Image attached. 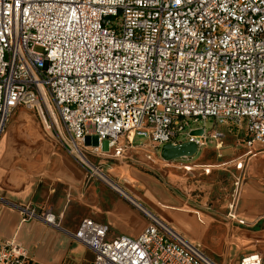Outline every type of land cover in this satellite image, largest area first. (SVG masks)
Segmentation results:
<instances>
[{
    "label": "built area",
    "instance_id": "obj_1",
    "mask_svg": "<svg viewBox=\"0 0 264 264\" xmlns=\"http://www.w3.org/2000/svg\"><path fill=\"white\" fill-rule=\"evenodd\" d=\"M18 109L44 118L85 185L104 184L147 219L139 237L113 241L108 226L84 220L74 237L93 264H216L89 156L102 154L103 142L121 164L144 145L159 155L168 144L201 149L223 138L219 127L264 152V0H0V139ZM198 130L203 136H191ZM20 212L59 227L50 209ZM30 263L22 247L0 243V264Z\"/></svg>",
    "mask_w": 264,
    "mask_h": 264
},
{
    "label": "crops",
    "instance_id": "obj_2",
    "mask_svg": "<svg viewBox=\"0 0 264 264\" xmlns=\"http://www.w3.org/2000/svg\"><path fill=\"white\" fill-rule=\"evenodd\" d=\"M217 131L223 138L209 140L206 147L198 149L197 153L200 150L203 153L197 161L185 158L165 162L148 145L136 148V152H131L129 162L123 164L108 158V151H103L102 146V154L89 156V159L96 165L101 164L103 171L118 185L125 173L131 172L129 177L133 178L128 179L136 184L140 181L133 179L139 178L145 185H135L132 191L126 192L173 229L181 234L185 231L191 242L202 238L214 217L218 216L206 208V194L203 197L199 194L197 184L189 183L188 175L194 169L208 168L206 175L216 169L214 171L227 175L236 174L237 177L233 175L235 180L241 177L238 224H247V227L232 231L233 246L240 251L245 248L241 239L243 233L252 243L264 241V228H252L264 219V168L256 169L258 162H264V152H260L258 145L247 149L228 128L219 127ZM17 141L18 136L14 134H7L0 140V243L14 242L22 247L32 264H93L94 253L74 237L84 220L91 219L108 226V241L121 236L137 238L145 230L148 222L139 211L98 181L85 185L83 170L53 141H32L23 149L14 146ZM136 143L141 141L136 140ZM144 149L153 155L149 156ZM155 169L165 171L168 182L172 183V191L139 171ZM256 175L262 177L251 180ZM177 188L180 194L174 190ZM21 208L50 209L57 217L59 227L37 219L23 221ZM262 257L264 261V251Z\"/></svg>",
    "mask_w": 264,
    "mask_h": 264
},
{
    "label": "rangeland",
    "instance_id": "obj_3",
    "mask_svg": "<svg viewBox=\"0 0 264 264\" xmlns=\"http://www.w3.org/2000/svg\"><path fill=\"white\" fill-rule=\"evenodd\" d=\"M36 52L42 53V50L40 48L35 49ZM44 115L46 117L45 111ZM44 118H39L37 114L31 113L24 109H18L16 110L6 128L5 134H14L18 136V141L14 143V146L21 147L22 149L25 148L30 142L32 141H53L51 138V134L49 132L45 131V128L43 127ZM191 127H203L202 123H192ZM213 122L208 121L206 123V130L207 134H210L213 131ZM188 131V129L186 130ZM2 137V138H3ZM1 138V139H2ZM0 139V140H1ZM137 140H140L138 138ZM102 150L108 151V145L107 142L102 143ZM145 152L149 151L147 149H144ZM203 153V150H200L193 158L195 161H197ZM153 155L152 153L148 154ZM209 156L211 157L212 154L209 153ZM257 170H261L264 168V162H258L257 163ZM208 170V168L205 169H194L192 173H190L189 176V183L193 182L197 184L198 192L202 197L206 194V208H210L212 212H215V215L218 217H214L215 220L209 224V229H207V232H204V235L199 240H193L194 244L198 245L207 255H209L213 260H215L218 264H239L241 259L245 256L252 255V254H258L261 256L262 260V252L264 251V241L262 239L258 242H251L252 240H246L245 235L241 239H243V244L245 246L242 250H237L235 246H233V229L241 228L242 230H245L246 226H240L238 224V221H240L239 210H238V202H236L233 205L234 200V176L236 174L232 173L228 174L224 173L222 171H214L216 169H211L210 174L206 175L205 171ZM142 174H146V178H151V180H157L161 184L163 188H167L168 190L172 191L170 186L172 183L168 182V177L165 175V171L162 169H155L153 171L148 170H139ZM129 175H131V172L125 173V176L120 179V184L123 189H128L125 191H132V187H136L141 183V180L139 178L136 179L139 184H136L134 182H131L128 178ZM234 175V176H233ZM262 177L261 175H256L255 177H251V180H255L258 177ZM237 177V176H236ZM235 177V178H236ZM133 178V177H131ZM249 176L246 177V183L249 181ZM112 179V178H111ZM264 179V177H263ZM116 181V180H115ZM130 181L129 184H126ZM148 183V182H146ZM171 184V185H170ZM179 184V183H178ZM264 184V183H262ZM145 185V184H144ZM150 186L151 184L148 183ZM148 186V188H149ZM141 191L143 189V186H139ZM146 189V188H145ZM144 189V190H145ZM180 194V190L174 189ZM135 191V190H134ZM136 194H139L136 192ZM142 194V192H141ZM201 201L203 198L200 199ZM233 205V207H232ZM264 215V214H263ZM233 216V217H232ZM260 216V214H259ZM229 217V218H228ZM260 229L264 228V219L259 223L258 225L252 227ZM182 234L186 237V232L181 231ZM247 236V235H246ZM244 237V238H243ZM189 239V238H188ZM191 240V239H189ZM258 240V239H257ZM256 241V240H255ZM255 246L256 249H252V247ZM250 249V250H249ZM264 264V261H263Z\"/></svg>",
    "mask_w": 264,
    "mask_h": 264
},
{
    "label": "water",
    "instance_id": "obj_4",
    "mask_svg": "<svg viewBox=\"0 0 264 264\" xmlns=\"http://www.w3.org/2000/svg\"><path fill=\"white\" fill-rule=\"evenodd\" d=\"M191 136H203V130L194 131ZM197 145L193 142H186L173 146L171 144L165 145L160 150V157L165 162H172L185 158H193L197 154Z\"/></svg>",
    "mask_w": 264,
    "mask_h": 264
},
{
    "label": "trees",
    "instance_id": "obj_5",
    "mask_svg": "<svg viewBox=\"0 0 264 264\" xmlns=\"http://www.w3.org/2000/svg\"><path fill=\"white\" fill-rule=\"evenodd\" d=\"M30 264H32V263H30Z\"/></svg>",
    "mask_w": 264,
    "mask_h": 264
}]
</instances>
